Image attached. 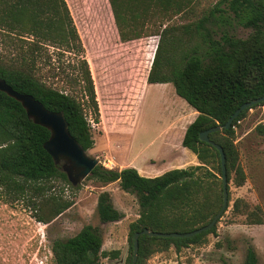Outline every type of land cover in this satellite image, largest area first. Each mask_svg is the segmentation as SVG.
I'll return each instance as SVG.
<instances>
[{
	"label": "trees",
	"instance_id": "obj_1",
	"mask_svg": "<svg viewBox=\"0 0 264 264\" xmlns=\"http://www.w3.org/2000/svg\"><path fill=\"white\" fill-rule=\"evenodd\" d=\"M109 2L122 42L143 38L145 24L156 13H162L168 22L178 15L190 14L192 18L187 24L168 25L154 34L159 43L147 84L172 83L177 95L198 113L186 129L182 146L197 157L199 164L154 178L142 176L133 167L114 170L99 164L87 177L103 186L118 183L123 191L136 195L140 214L130 224L128 238V264H132L136 233L145 229L192 232L208 225L221 209L220 154L202 142L200 134L224 126L243 104L264 96V0H220L199 16L195 8L198 0ZM236 25L253 33L245 39L236 37L232 33ZM0 30L13 40L12 47L18 52L12 64L0 63V79L19 93L33 95L48 110L63 112L71 135L86 151L93 149L91 121L99 124L100 109L86 50L67 1L0 0ZM181 45L186 48H179ZM49 47L58 56L57 66ZM66 53L74 54L76 62L62 63ZM44 69L49 79L60 78L67 88L58 89L40 77L38 72ZM258 106L264 107V102L253 108ZM251 109L242 112L229 129L210 134L226 154L228 184L232 173L239 183L245 181L238 165L235 127ZM258 129L264 133V126ZM50 135L48 129L28 118L19 102L0 91V199L28 197L33 218L44 225L73 206L72 201L50 192L57 180L69 184L61 166L44 149ZM234 211H239L238 202ZM97 214L102 224L123 218L107 191L98 197ZM246 217L249 224H263L253 212ZM217 224L191 238L140 236L137 264H146L158 250L174 247L180 251L204 244L208 235L216 232ZM52 252L55 264H103L102 258L120 256V251H103L102 231L92 225L74 237L55 240ZM243 264H259L254 246L248 247Z\"/></svg>",
	"mask_w": 264,
	"mask_h": 264
},
{
	"label": "rangeland",
	"instance_id": "obj_2",
	"mask_svg": "<svg viewBox=\"0 0 264 264\" xmlns=\"http://www.w3.org/2000/svg\"><path fill=\"white\" fill-rule=\"evenodd\" d=\"M66 1L86 50L100 109L99 124L91 121L95 146L88 154L104 168L114 170L135 164L136 169L159 173L198 165L181 141L182 133L198 113L177 95L172 83L147 84L159 43L154 34L168 25L191 22L190 14L168 22L162 13H156L145 24L143 38L122 42L109 0ZM219 1L198 0L196 16ZM232 33L245 39L253 30L236 25ZM13 44L0 30L1 64L17 60ZM48 50L51 54L53 48ZM52 57L57 66L58 56L52 53ZM61 59L65 65L76 62L74 54L66 53ZM46 71L38 75L58 89L67 88L60 78L49 79ZM259 126H264L263 106L249 110L235 127L238 165L245 181L239 183L232 173L229 206L216 232L201 245L180 251L174 247L158 250L146 264H243L250 246L255 247L259 264H264V133ZM68 183L57 180L50 192L72 201L73 206L48 225L33 218L28 197L0 199V264H55L53 242L74 237L87 225L101 229L103 251H120L117 259L102 258L103 264H128L129 226L140 214L136 195L123 191L118 183L103 186L88 178L78 187ZM104 191L111 194L115 208L123 214L118 222L102 224L99 220L98 197ZM237 202L238 212L234 211ZM251 212L260 216L262 225L249 224L246 216Z\"/></svg>",
	"mask_w": 264,
	"mask_h": 264
},
{
	"label": "water",
	"instance_id": "obj_3",
	"mask_svg": "<svg viewBox=\"0 0 264 264\" xmlns=\"http://www.w3.org/2000/svg\"><path fill=\"white\" fill-rule=\"evenodd\" d=\"M0 91L19 102L30 120L36 125L45 127L50 132L49 140L44 144V149L52 157L56 165L61 166V170L66 174L68 181L73 187H78L91 175L99 160L91 157L71 135L69 126L63 112H53L48 110L40 101L31 94H23L15 91L5 80L0 79ZM264 102V96L243 104L227 121L224 126L213 127L200 134V140L214 146L221 159L222 183H223V205L213 220L206 226L188 233L179 232H154L145 229L134 236V250L132 264H137L139 254V237L147 235L159 238H191L213 229L222 218L229 206V190L227 177V158L221 145L210 139V134L229 129L238 116L254 106Z\"/></svg>",
	"mask_w": 264,
	"mask_h": 264
},
{
	"label": "crops",
	"instance_id": "obj_4",
	"mask_svg": "<svg viewBox=\"0 0 264 264\" xmlns=\"http://www.w3.org/2000/svg\"><path fill=\"white\" fill-rule=\"evenodd\" d=\"M187 129V128H186ZM186 129H185V131L182 133V137H181V141L183 140V138H184V135H185V132H186ZM193 157H192V160L195 162V161H198L197 160V157L195 156V155H192ZM134 165L135 164H133L131 167H133V168H135L134 167ZM125 168H127V167H125ZM123 169V168H122ZM136 169V168H135ZM118 170H121V169H118ZM138 170V172L142 175V176H144V177H150V178H154V177H157V176H160V175H162V174H164L165 172H162V171H160L159 173H151L150 171H148V170H145V169H137Z\"/></svg>",
	"mask_w": 264,
	"mask_h": 264
}]
</instances>
